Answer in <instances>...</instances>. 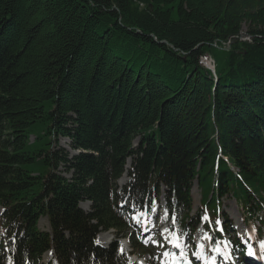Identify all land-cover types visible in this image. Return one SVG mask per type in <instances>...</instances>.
<instances>
[{"label": "trees", "instance_id": "16d2710c", "mask_svg": "<svg viewBox=\"0 0 264 264\" xmlns=\"http://www.w3.org/2000/svg\"><path fill=\"white\" fill-rule=\"evenodd\" d=\"M128 157L122 196L187 211L197 177L204 213L261 210L264 0H0V264L14 240L15 264H119L94 237L126 229Z\"/></svg>", "mask_w": 264, "mask_h": 264}, {"label": "rangeland", "instance_id": "374dc122", "mask_svg": "<svg viewBox=\"0 0 264 264\" xmlns=\"http://www.w3.org/2000/svg\"><path fill=\"white\" fill-rule=\"evenodd\" d=\"M202 64L207 68L213 69L214 67L213 62L210 59L202 60ZM138 143H139V137H136V139L133 142V147L138 145ZM57 145L60 146L61 148L66 149L69 152V154H73L76 152L70 148V141L67 138L60 137L57 140L56 146ZM131 160H132L131 158H128L126 160V164L124 167L126 171L125 173H123L120 179L117 180L120 187L124 186L129 181L128 178L125 176V174L127 173V170L130 169L131 167ZM57 172L64 175L67 178L71 176L70 173L65 172L63 167H60ZM215 187H216V184H215ZM189 192H190V208L187 211H183L182 215L187 214L188 218H194L196 220H199V223L193 232V237L191 238L192 241L194 240V245L191 246L190 243H186V245H182L184 247L183 251L185 253L191 252L193 250L197 251V254L199 255V257L201 256L203 257V260H201V262H205L206 257H204V255H206L208 250L210 249L209 240H208L209 238L207 237L211 236V232L207 231L205 226H203L204 219H203V216H201V212H202V208H204V200H203L201 188L198 184L197 177L193 179L192 184H191V189ZM159 195L160 196L158 197V199L160 201H163V196H164L163 189L160 190ZM214 204L216 206L218 204V211H216L218 217H220L221 219L226 217L233 223L234 230L231 233L234 235V237H237L239 239L252 237L257 241V244L258 242H260L261 244L264 243V236L261 237L260 239H256L255 232H253L254 228L258 225L256 221H260L261 219H264V209L261 212L255 214L254 216L252 215L251 217H247V214H244L241 209L240 201H237L230 193L227 196H224L220 199H216ZM81 207L84 210H89L90 204L88 202H82ZM171 222L172 221H171L170 215L167 214V217H166V213L164 211H160L155 219V224L161 228V230L163 231V234L162 233L161 234L162 236L164 235L166 239L168 235H172L169 232L164 233L165 230H168L167 225L170 224ZM37 226L39 230L41 231H49L50 229L48 219L46 217L38 218ZM170 232H172V230H170ZM115 236H118V235H115L114 231H108V232H102L100 235H98V238L100 242L102 243L101 245H106L107 247L109 243L112 240H114ZM257 244L253 245L252 243L251 246H252L253 251H256V249H258ZM162 249H163V246H161L160 243H157L156 250L160 252L162 251ZM126 250H128V248ZM165 252L169 253V255L171 256L175 255V253L172 250L168 249L163 252V259L167 257L164 255ZM159 256L160 258L162 257L161 254H159ZM143 258L145 260H149V256L147 255L143 256ZM6 261L8 262V264H13L11 259L7 258ZM40 261L45 264H57L55 260H53L51 252H48L47 254L46 253L43 254L41 256ZM174 261H175V258L171 257V262H174ZM176 264H192V263L189 260L182 259V261Z\"/></svg>", "mask_w": 264, "mask_h": 264}, {"label": "snow or ice", "instance_id": "6c2138e0", "mask_svg": "<svg viewBox=\"0 0 264 264\" xmlns=\"http://www.w3.org/2000/svg\"><path fill=\"white\" fill-rule=\"evenodd\" d=\"M152 211L155 212L156 209H155V208H152ZM141 214L143 215V213H141ZM166 217H167V213H166ZM204 219L207 221L208 218H207V217H204ZM173 223H175L174 218H173ZM219 223H220L219 221H216V224H217V225H218ZM207 238L211 239V237H207ZM168 242L171 243L172 246L175 247V248H178V249L181 248V237L178 236V235H176L175 233H173V235L170 237V239H169ZM97 243H99V241H97ZM217 243H219V242H217ZM161 246H162V245H161ZM201 247H202V246H201ZM260 247H261V250H264V243H262V244L260 245ZM213 250L216 251V252H219L221 249H220L219 246H217V247H215ZM247 254H248V255H254V252L252 251L251 247H249ZM164 255H165V256H168L169 253L165 252ZM181 255H183V253H181ZM193 255H197V254L194 253ZM197 258L199 259V256H198V255H197Z\"/></svg>", "mask_w": 264, "mask_h": 264}, {"label": "bare ground", "instance_id": "6f19581e", "mask_svg": "<svg viewBox=\"0 0 264 264\" xmlns=\"http://www.w3.org/2000/svg\"><path fill=\"white\" fill-rule=\"evenodd\" d=\"M224 50H227V49H224ZM256 253H257V252H254V255H253L254 257L256 256V255H255ZM208 259H209V258H206L205 261H207ZM255 259H256L257 262H261V261L264 262V258H262L261 256L258 257V260H257V257H255ZM226 260H227V259H225L224 261L226 262ZM129 264H132V262H130ZM228 264H229V262H228Z\"/></svg>", "mask_w": 264, "mask_h": 264}, {"label": "water", "instance_id": "95a60500", "mask_svg": "<svg viewBox=\"0 0 264 264\" xmlns=\"http://www.w3.org/2000/svg\"><path fill=\"white\" fill-rule=\"evenodd\" d=\"M214 71V69H212ZM78 153V152H77Z\"/></svg>", "mask_w": 264, "mask_h": 264}]
</instances>
